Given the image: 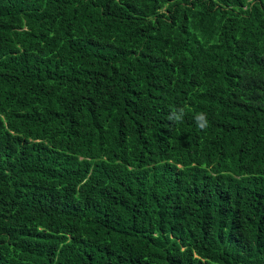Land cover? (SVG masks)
Returning a JSON list of instances; mask_svg holds the SVG:
<instances>
[{
  "label": "trees",
  "instance_id": "16d2710c",
  "mask_svg": "<svg viewBox=\"0 0 264 264\" xmlns=\"http://www.w3.org/2000/svg\"><path fill=\"white\" fill-rule=\"evenodd\" d=\"M0 264H264V0H0Z\"/></svg>",
  "mask_w": 264,
  "mask_h": 264
},
{
  "label": "clouds",
  "instance_id": "9594fccd",
  "mask_svg": "<svg viewBox=\"0 0 264 264\" xmlns=\"http://www.w3.org/2000/svg\"><path fill=\"white\" fill-rule=\"evenodd\" d=\"M183 118V112L181 111L179 114H177L176 112H173L170 116L169 119L175 120L176 122H180ZM197 124L200 128H204L205 124L200 123V121L203 119V115H198L197 116Z\"/></svg>",
  "mask_w": 264,
  "mask_h": 264
}]
</instances>
